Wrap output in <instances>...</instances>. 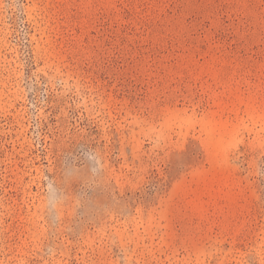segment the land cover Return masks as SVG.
Masks as SVG:
<instances>
[{"label": "rangeland", "instance_id": "374dc122", "mask_svg": "<svg viewBox=\"0 0 264 264\" xmlns=\"http://www.w3.org/2000/svg\"><path fill=\"white\" fill-rule=\"evenodd\" d=\"M0 264H264V0H0Z\"/></svg>", "mask_w": 264, "mask_h": 264}]
</instances>
